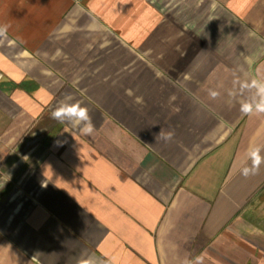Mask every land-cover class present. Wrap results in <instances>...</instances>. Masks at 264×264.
I'll use <instances>...</instances> for the list:
<instances>
[{
  "label": "crops",
  "instance_id": "1",
  "mask_svg": "<svg viewBox=\"0 0 264 264\" xmlns=\"http://www.w3.org/2000/svg\"><path fill=\"white\" fill-rule=\"evenodd\" d=\"M261 75L264 0H0V264H264Z\"/></svg>",
  "mask_w": 264,
  "mask_h": 264
},
{
  "label": "clouds",
  "instance_id": "2",
  "mask_svg": "<svg viewBox=\"0 0 264 264\" xmlns=\"http://www.w3.org/2000/svg\"><path fill=\"white\" fill-rule=\"evenodd\" d=\"M259 73V69L257 70ZM239 83V91L241 93L245 91L254 90V95L246 101L240 103V112L245 116H259L264 115V75L260 78H253L250 82L234 81ZM209 98L216 100L220 97L221 93L216 90H208ZM51 118L61 124H69L73 128H78L80 133L86 136H91L94 131V124L89 115V109L85 106L82 107L79 102L76 103H64L61 102L52 112ZM164 140H170L172 134L165 135L163 130L156 136V140L159 138ZM264 146L250 145L247 151V156L251 161L250 166L242 169V175L248 177L250 175H256L259 173L260 168L264 165Z\"/></svg>",
  "mask_w": 264,
  "mask_h": 264
}]
</instances>
